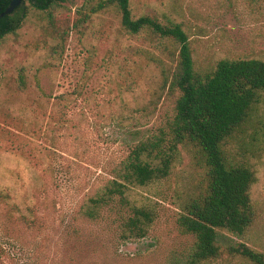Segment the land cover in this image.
Segmentation results:
<instances>
[{"label":"rangeland","instance_id":"obj_1","mask_svg":"<svg viewBox=\"0 0 264 264\" xmlns=\"http://www.w3.org/2000/svg\"><path fill=\"white\" fill-rule=\"evenodd\" d=\"M60 4L65 22L86 0ZM131 9L181 24L200 73L223 59L264 61V0H131ZM39 26L31 16L0 38V264H186L195 237L179 218L207 185L191 147H178L169 176L131 192L154 215L144 238H126L118 211L97 221L80 214L136 142L168 132L178 96L167 83L169 52L123 31L115 7L64 41ZM223 151L254 172L256 217L241 236L219 230V256L198 264H254L241 251L264 254V96Z\"/></svg>","mask_w":264,"mask_h":264},{"label":"trees","instance_id":"obj_2","mask_svg":"<svg viewBox=\"0 0 264 264\" xmlns=\"http://www.w3.org/2000/svg\"><path fill=\"white\" fill-rule=\"evenodd\" d=\"M64 1L22 0L20 7L0 20V38L17 34L32 16L38 19L46 39L64 41L72 31L87 29L93 15L115 7L121 16L123 31L144 39L155 49L169 52L173 65L167 83L178 94L173 116L167 124L168 132L161 129L136 142L115 168L113 178L97 187L84 202L81 216L97 221L105 211H118L126 215L123 221L126 238H144L154 215L147 208L134 205L131 192L135 187L169 176L178 147L186 145L196 152L207 178L206 188L190 200L179 218L181 230L195 237L186 264L217 258L220 254L218 231L241 236L256 217L250 197L255 174L246 166L230 164L223 144L247 121L254 105L264 96V61L223 59L211 72L200 73L190 38L181 24L172 20L160 22L147 15L136 18L131 0H86L73 19L71 11H67L64 22L60 4ZM11 2L0 0V15ZM58 47L59 43L52 48L54 52ZM25 79L21 76L19 80L23 88L27 87ZM35 223L32 219V225ZM242 247L244 258L254 264H264V254Z\"/></svg>","mask_w":264,"mask_h":264},{"label":"water","instance_id":"obj_3","mask_svg":"<svg viewBox=\"0 0 264 264\" xmlns=\"http://www.w3.org/2000/svg\"><path fill=\"white\" fill-rule=\"evenodd\" d=\"M21 4H22V0H12L7 10L0 15V20L5 18L8 15H11L18 7L21 6Z\"/></svg>","mask_w":264,"mask_h":264}]
</instances>
